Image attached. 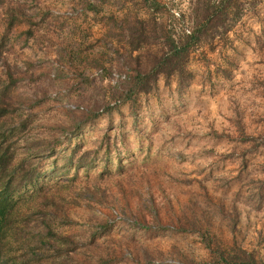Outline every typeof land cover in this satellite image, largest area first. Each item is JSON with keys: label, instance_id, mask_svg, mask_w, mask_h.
I'll use <instances>...</instances> for the list:
<instances>
[{"label": "rangeland", "instance_id": "1", "mask_svg": "<svg viewBox=\"0 0 264 264\" xmlns=\"http://www.w3.org/2000/svg\"><path fill=\"white\" fill-rule=\"evenodd\" d=\"M172 41L189 55L166 76ZM2 106L48 163L75 148L17 264H223L208 242L264 264V0H0Z\"/></svg>", "mask_w": 264, "mask_h": 264}, {"label": "trees", "instance_id": "2", "mask_svg": "<svg viewBox=\"0 0 264 264\" xmlns=\"http://www.w3.org/2000/svg\"><path fill=\"white\" fill-rule=\"evenodd\" d=\"M189 44L177 45L172 41L169 50L159 59L162 73L168 76L175 70L183 72L182 62L189 55ZM141 86V91H148L144 85ZM6 112L5 107H0V117ZM19 128L0 124V264H17L20 254L18 251L14 253L15 246L27 248L30 245L32 250H38L44 244L42 233H34L29 228L33 217L43 214L50 199L44 193L41 180L61 173L74 160L75 148L60 167L55 159L48 163V158L56 155L54 145L46 146L39 139L31 140L18 131ZM92 160L89 159L90 162ZM77 162L86 167L88 160L79 158ZM42 220L46 234H52L48 222L43 217ZM207 246L211 257H216L223 264H260L245 249L239 248L240 253H232L230 249L214 248L209 242Z\"/></svg>", "mask_w": 264, "mask_h": 264}, {"label": "built area", "instance_id": "3", "mask_svg": "<svg viewBox=\"0 0 264 264\" xmlns=\"http://www.w3.org/2000/svg\"><path fill=\"white\" fill-rule=\"evenodd\" d=\"M90 1L92 3H95L98 0H90ZM55 12L57 14H61V15L65 16L67 18H72V17H75L78 14H82V8H73V7H70L68 9H66V10H63V11H55ZM173 12H174V14L177 17L180 16L179 12H177L175 10H173ZM184 30H185V32L187 34H190L191 33V30L189 28H185ZM173 36L176 39L175 35H173ZM102 72H103V70L102 69H99V70L96 71V74L97 75H100V74H102ZM127 78H128L127 73L122 72V71H118V70L113 69L111 71V73H110V80H111L112 83L124 82V81L127 80Z\"/></svg>", "mask_w": 264, "mask_h": 264}, {"label": "crops", "instance_id": "4", "mask_svg": "<svg viewBox=\"0 0 264 264\" xmlns=\"http://www.w3.org/2000/svg\"><path fill=\"white\" fill-rule=\"evenodd\" d=\"M75 25H76V27H74ZM74 26H73L70 34L68 35L69 37H67L65 44L71 42V43L75 44L76 46L82 47L83 46L82 45L83 39H81L78 34L82 31H85V29H83V28L87 26V23L86 22L84 23L82 18H78L74 21ZM87 29H88V27H87ZM57 51L58 50H56L55 52H57ZM60 52H62V50H60Z\"/></svg>", "mask_w": 264, "mask_h": 264}]
</instances>
